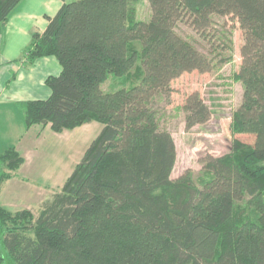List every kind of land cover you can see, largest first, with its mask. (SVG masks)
I'll return each mask as SVG.
<instances>
[{
	"label": "trees",
	"instance_id": "16d2710c",
	"mask_svg": "<svg viewBox=\"0 0 264 264\" xmlns=\"http://www.w3.org/2000/svg\"><path fill=\"white\" fill-rule=\"evenodd\" d=\"M21 1L0 0V36ZM64 1L25 54L54 56L61 72L47 78L46 99L19 106L27 127H103L37 217L0 205V264H264V0H148L147 21L134 18L131 0ZM213 14L237 17L245 36L233 130L254 141L201 157L210 175L197 184L192 171L171 177L176 144L155 98L182 74L212 69L176 25L205 33ZM134 69L137 82L103 90L110 75ZM184 109L188 128L212 114L198 92ZM0 162L14 170L23 160L11 148Z\"/></svg>",
	"mask_w": 264,
	"mask_h": 264
},
{
	"label": "rangeland",
	"instance_id": "374dc122",
	"mask_svg": "<svg viewBox=\"0 0 264 264\" xmlns=\"http://www.w3.org/2000/svg\"><path fill=\"white\" fill-rule=\"evenodd\" d=\"M72 1L76 0H66ZM130 4L136 20L150 19L148 0H131ZM176 32L207 56L213 66L208 72L196 70L174 79L169 92L156 96L155 104L160 129L170 132L176 144L177 156L171 177L176 179L192 171L195 182L200 184L210 175L200 162L201 157L230 152L235 139L248 144L254 141L252 135L236 134L233 130V114L241 105L244 93L237 74L242 64L245 36L237 17L218 14L212 15L211 27L205 33L197 31L186 19L177 23ZM137 81L138 73L134 69L122 76L110 75L102 88L115 91ZM48 89L50 94L51 89ZM194 92L200 94L212 114L207 122L188 128L184 107L188 96ZM14 109L0 115V153L14 148L23 162L14 170L0 162V176L11 175L0 184V205L13 213L31 210L37 217L45 205L62 192L67 178L103 124L95 121L63 132H54L50 124H37L27 127L29 134L25 136L22 114ZM0 111H3L2 106ZM3 223L0 219V240L1 231L7 225ZM6 262L11 264L9 260Z\"/></svg>",
	"mask_w": 264,
	"mask_h": 264
},
{
	"label": "crops",
	"instance_id": "0c3cea01",
	"mask_svg": "<svg viewBox=\"0 0 264 264\" xmlns=\"http://www.w3.org/2000/svg\"><path fill=\"white\" fill-rule=\"evenodd\" d=\"M64 2L22 0L10 14L0 36V106L3 110L0 115L8 113L9 109L15 110L14 108L21 111L19 104L22 101L43 100L50 95L46 80L49 76L60 74L61 64L54 56L29 62L25 54L34 35L44 33L49 18L59 12ZM20 111L17 113L22 114L20 118L25 123L24 112ZM24 131L27 136V126Z\"/></svg>",
	"mask_w": 264,
	"mask_h": 264
}]
</instances>
